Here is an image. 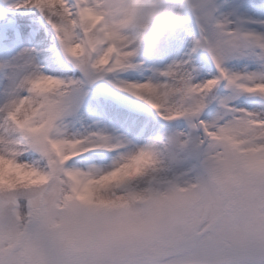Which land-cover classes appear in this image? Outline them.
Returning a JSON list of instances; mask_svg holds the SVG:
<instances>
[{
    "label": "snow or ice",
    "instance_id": "1",
    "mask_svg": "<svg viewBox=\"0 0 264 264\" xmlns=\"http://www.w3.org/2000/svg\"><path fill=\"white\" fill-rule=\"evenodd\" d=\"M2 3L38 27L0 26V264H78L39 226L53 182L92 214L175 186L209 213L187 264H264V0H183L163 68L183 37L138 58L107 0Z\"/></svg>",
    "mask_w": 264,
    "mask_h": 264
},
{
    "label": "clouds",
    "instance_id": "2",
    "mask_svg": "<svg viewBox=\"0 0 264 264\" xmlns=\"http://www.w3.org/2000/svg\"><path fill=\"white\" fill-rule=\"evenodd\" d=\"M183 0H107L104 24L126 38L137 54L157 48L175 23ZM44 197L47 212L39 226L55 235L56 254L78 264H164L165 237L178 221L165 209L131 205L92 214L54 188Z\"/></svg>",
    "mask_w": 264,
    "mask_h": 264
},
{
    "label": "rangeland",
    "instance_id": "3",
    "mask_svg": "<svg viewBox=\"0 0 264 264\" xmlns=\"http://www.w3.org/2000/svg\"><path fill=\"white\" fill-rule=\"evenodd\" d=\"M1 3L2 0H0V4ZM191 19L190 15L186 16L183 23L174 26L166 33L160 44L161 48H167L170 36L174 34H179L183 37V45L168 49L166 55L155 61L156 67L163 68L166 64L179 58L183 54L184 47L190 45L192 39L198 34L196 24L192 26L189 23ZM6 21L7 20H3L2 23ZM32 27H38V24L33 22ZM41 37L42 34H39V36H36V39H40ZM22 46H27V42H22ZM200 55L206 56L207 53H200ZM137 57L142 58L143 53L137 54ZM4 60H6L4 57L3 59L0 57L1 62ZM108 155L111 156L112 154L109 153ZM108 163L110 165L112 161L109 160ZM194 169L195 161H193L191 167L180 169L176 174L179 175L180 172H184L191 173L194 176ZM132 205L154 207L157 210L165 209L178 221V226L165 237L164 246L162 248L163 256L169 254L170 249L175 250V253L170 260H163V262L164 264H187L186 258L181 255V249L186 241L196 239L205 234L199 233L202 231L201 228L203 226L209 224V213L206 205L196 197H186L183 190L167 184L155 188L147 199H142ZM198 234L199 236H197Z\"/></svg>",
    "mask_w": 264,
    "mask_h": 264
},
{
    "label": "bare ground",
    "instance_id": "4",
    "mask_svg": "<svg viewBox=\"0 0 264 264\" xmlns=\"http://www.w3.org/2000/svg\"><path fill=\"white\" fill-rule=\"evenodd\" d=\"M38 16V14H36ZM6 18H10V19H17L15 21V24L16 25H19L21 28H23L25 25H28V24H33V19L32 17L30 16V14H20V13H17V12H14V11H11V10H8L6 15H5ZM39 36V34L37 35ZM39 39V38H37ZM19 50V49H17ZM13 55L15 54V52L12 53ZM0 57H3L5 59H9L10 57L9 56H5L4 54L0 53ZM1 62V61H0Z\"/></svg>",
    "mask_w": 264,
    "mask_h": 264
}]
</instances>
